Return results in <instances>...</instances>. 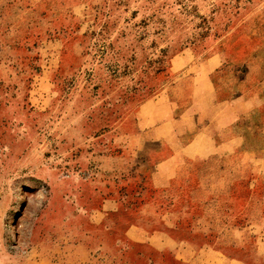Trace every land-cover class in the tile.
<instances>
[{"label":"rangeland","instance_id":"374dc122","mask_svg":"<svg viewBox=\"0 0 264 264\" xmlns=\"http://www.w3.org/2000/svg\"><path fill=\"white\" fill-rule=\"evenodd\" d=\"M217 51L264 74V0H0V264H264L260 165L140 116Z\"/></svg>","mask_w":264,"mask_h":264},{"label":"crops","instance_id":"0c3cea01","mask_svg":"<svg viewBox=\"0 0 264 264\" xmlns=\"http://www.w3.org/2000/svg\"><path fill=\"white\" fill-rule=\"evenodd\" d=\"M226 56L224 52L217 51L200 61L189 58L187 53L172 58L171 71L184 70L183 73L172 80L167 94L147 102L163 104L150 113L146 112V116L142 106L140 116L147 122L146 132L154 139L165 137L168 132L176 137L181 133L180 128H184L183 132L191 136L192 144H185V148L178 150L189 158L208 159L219 156L235 159L239 154L256 161L260 165L259 169L264 170V74L259 75L261 70L254 62L243 76L219 74L215 77ZM181 93H185L186 97H182ZM177 104L181 111L177 117H173ZM177 121H184L185 124L174 130ZM190 121L193 124L186 123ZM158 129H163L164 134ZM179 158L172 153L159 159L157 165L168 164ZM163 171L155 174L167 177L172 175V170ZM256 248L264 258V233L257 238ZM200 251L206 255L204 249ZM209 259L205 260L206 264L238 262L220 257L214 259L212 255ZM198 261L201 259L198 258Z\"/></svg>","mask_w":264,"mask_h":264}]
</instances>
